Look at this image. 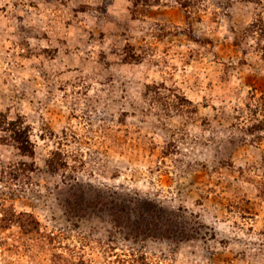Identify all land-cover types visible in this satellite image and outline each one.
Instances as JSON below:
<instances>
[{
    "label": "rangeland",
    "instance_id": "obj_1",
    "mask_svg": "<svg viewBox=\"0 0 264 264\" xmlns=\"http://www.w3.org/2000/svg\"><path fill=\"white\" fill-rule=\"evenodd\" d=\"M0 264H264V0H0Z\"/></svg>",
    "mask_w": 264,
    "mask_h": 264
},
{
    "label": "trees",
    "instance_id": "obj_2",
    "mask_svg": "<svg viewBox=\"0 0 264 264\" xmlns=\"http://www.w3.org/2000/svg\"><path fill=\"white\" fill-rule=\"evenodd\" d=\"M20 130H22V129L18 128L16 130H13L14 135H12V137H13L15 143H16V146L19 148L20 151H22L24 153H26V152H29L30 153L31 149L28 148V145H27L28 138L27 139L26 138L24 139V137L21 138L22 137L21 134H22L23 131H20ZM151 222H152V225L151 226L149 225L150 224V221H146L143 226L140 225V224H137L135 226V229H134L135 233L136 234L137 233H145V235H151V234L152 235H156L157 233H165V232H163L161 230H160V232H156L157 231L156 230L157 229V226H156V224L153 223V220H151ZM165 234H167V236H169L168 233H165Z\"/></svg>",
    "mask_w": 264,
    "mask_h": 264
}]
</instances>
